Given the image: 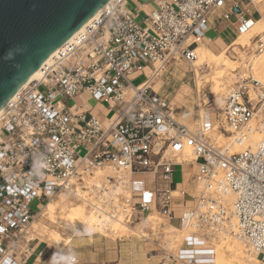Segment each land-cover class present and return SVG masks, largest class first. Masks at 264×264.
<instances>
[{"label":"built area","instance_id":"2783aa9c","mask_svg":"<svg viewBox=\"0 0 264 264\" xmlns=\"http://www.w3.org/2000/svg\"><path fill=\"white\" fill-rule=\"evenodd\" d=\"M253 2L141 0L130 8L129 0H112L47 63L0 113V264H27L39 215L31 202L45 205L61 193L87 202L101 221L150 240L145 225L173 217L177 163L196 165L199 194L188 220L179 218L186 222L180 244L159 246L157 264H215L218 232L240 240L264 264V128L238 152L217 146L202 127L178 122L168 95L148 83L155 65L193 61L217 25L236 38L248 33L253 15L260 16ZM255 44L261 52L264 40ZM134 71L146 72L138 85L129 78ZM81 93L107 105L109 115L99 119L76 105ZM219 109L215 130L248 140L254 121L264 125V83L240 79ZM133 174H152L154 187L132 189ZM63 264L84 263L67 253Z\"/></svg>","mask_w":264,"mask_h":264},{"label":"rangeland","instance_id":"374dc122","mask_svg":"<svg viewBox=\"0 0 264 264\" xmlns=\"http://www.w3.org/2000/svg\"><path fill=\"white\" fill-rule=\"evenodd\" d=\"M140 1L141 0H129V7L135 8ZM260 4H257L256 8L264 11V2H262L261 5ZM246 8L250 12H253L252 5H248ZM253 17L257 19L260 16L255 13ZM138 19L140 20V18ZM221 27L223 28V25H221ZM216 28H213L212 31L206 33V36L211 39L214 38V40H217L218 42L221 41L219 46L216 48L212 43H201L204 48H207L213 52L220 51L225 46L229 45L234 39H236V35L227 28L219 29L218 25ZM259 37L264 40V33L256 36L253 39L254 42ZM215 45L217 46L216 43ZM255 47L256 44L253 47L238 49L239 51L237 52H241L243 55L242 61L249 64L251 59L260 53V51L255 50ZM229 50L227 54L228 56L234 58V60L237 62V66L240 64L241 60H239L240 58H238V54L235 55V52L232 49ZM262 50H264V46ZM191 63L192 61L185 62L181 60L178 61L176 65H167L160 69L158 65H155L158 71L155 77L150 78L149 84H151L153 89L157 90L158 92L168 95V98L171 101V107L173 111L172 114L178 122L183 123L191 128H195L197 126L202 127L206 136L212 139L213 143H215L217 146L224 147L227 145V139L225 138L229 137L230 134L225 133L220 135V133L215 130L217 135H214L208 131L214 128L213 126L220 112L219 104L222 101L224 94H226L228 89L233 87L238 81H240V79H243L244 77H253L255 79L254 73L253 71L248 70V68L245 69L243 67H237L235 73H233L234 75L231 77V80L226 83L227 91L225 89L224 93L213 95L211 92L212 84L210 82H205L204 79L210 72L214 70V68L203 65L197 69H193ZM145 74L146 72L142 73L139 71H134L129 75V78L132 79L133 85H138L145 80ZM199 81L202 82V86L198 89L196 85ZM261 82L264 83L263 81ZM40 89L44 90L43 87H40ZM62 101L66 104H71L73 102L69 99H62ZM74 102L76 105L88 107L94 101L91 100L90 102H86L84 96L78 95L74 98ZM201 114L203 115V118L200 120ZM95 115L98 116L94 113V116ZM177 178V170H173L172 181L175 182ZM138 179L140 178L137 176L134 177V181ZM194 184L195 178L192 177V179H190L188 182L189 186L187 185L184 190L185 196L187 198L192 196L195 186ZM55 201H58V199H55ZM75 204L81 203H73V205ZM38 205H41L40 201L36 199L33 200L30 205L31 210L33 212L38 211L40 208ZM86 210H92L89 204L83 207L76 224V231H73L70 234L57 229L41 215H38L36 221L33 222L30 232L31 236L36 237L34 245H37L36 248L38 252L42 253L43 257L46 258L45 261L48 264H63L64 255L67 253H78L82 259L90 261V264H157L160 259L159 255L163 252L159 246L164 248H174L180 244L181 237L185 234V232H179L172 226H167L165 219L157 216L154 222L151 221L145 225V227H147L145 232L149 233L150 240L143 241L134 232V229L131 230L125 225L119 224L112 227L111 224H107L106 228L96 227L93 223V220H88L87 217L83 218L82 213H86ZM94 216H96L95 213ZM38 222L40 223V226L34 229V225H36ZM172 223L179 224V222L175 219L172 220ZM42 226H45L46 229ZM52 230L58 231L62 238L53 239L49 233ZM194 230V228L189 227L186 231L188 232ZM227 238L228 240L236 239L231 235H227ZM219 240L220 238H215V246H217ZM222 248L224 249V247ZM245 249L246 250L244 253L246 256H248L250 252L247 250L246 246ZM98 258L105 262H93ZM114 259H116L115 262L112 261ZM238 262L243 264L245 259L243 257H239ZM215 264H222L217 258L216 253Z\"/></svg>","mask_w":264,"mask_h":264},{"label":"water","instance_id":"95a60500","mask_svg":"<svg viewBox=\"0 0 264 264\" xmlns=\"http://www.w3.org/2000/svg\"><path fill=\"white\" fill-rule=\"evenodd\" d=\"M107 0H0V113Z\"/></svg>","mask_w":264,"mask_h":264},{"label":"bare ground","instance_id":"6f19581e","mask_svg":"<svg viewBox=\"0 0 264 264\" xmlns=\"http://www.w3.org/2000/svg\"><path fill=\"white\" fill-rule=\"evenodd\" d=\"M111 1L112 0H107L86 21V23H84L57 50V52L53 55V57L50 59V61L66 45L71 43L76 38V36L82 30H84V28L86 26H88L96 17H98L100 12ZM262 2H264V0H254V2H253L254 7L256 8V5L260 4V3L262 4ZM258 12L260 13V17L255 20V23H254L253 27L251 28V30L244 35L238 36L229 45L225 46L220 51L213 52L207 48H204L201 43L195 48V58L191 63L193 66V69H197L203 65H207L208 67L214 68V70L212 72H210L204 79L205 82H210L212 84L211 92L213 93V95H219V94L224 93V91L226 89V83H228L231 80V77H232V75H234L233 73H235L237 67L238 68L243 67L245 69L248 68V70L253 71L255 79L257 78V80L264 82V50H261V52L259 54L255 55L251 59L249 64L242 61L243 60L242 53L237 52V51H239L238 49L253 47L255 45V42L253 39L256 36L264 33V11L258 9ZM229 49H232L235 52V55L238 54V58H240L239 60H241L240 64H238L237 66H236L237 62L234 60V58L228 56V54H227ZM229 53H230V50H229ZM249 59H250V57H249ZM40 74H41V72H40ZM40 74L35 79L39 78ZM196 86L199 89L202 86V82L201 81L197 82ZM226 91H227V89H226ZM202 118H203V115L201 114L200 120ZM251 127H252V129H248L245 132L247 137H249L248 140H243V141L241 139L240 140H234L232 136H229V137L225 138V139H227L226 140V144H227L226 147L231 149V151H233V152H238L246 146L247 142L256 141L260 137L259 129H263L264 125H261L259 121H254L252 123ZM208 132L209 133L211 132L214 135H217L215 133V128L210 129ZM220 135H223V134H220ZM218 139H221V138H218ZM188 158H191V156L189 155ZM97 175H100V173H97ZM187 185H188V183H187ZM55 199H58V201H55ZM229 199H232V197L229 196ZM76 202L81 203V204L73 205V203H76ZM85 205H87V202L81 201L77 198H73V197L71 198L69 194L61 193V194H58L55 198L48 201L45 205H38V206H40V208L38 209L37 212L42 217H45V219H47L57 229L65 232V233L70 234L73 231H76V224L78 222V219H79V216L82 212V209ZM82 214H83V218L87 217L88 220L89 219L93 220V223L98 228H106L107 224H111L112 227L117 226L119 224L123 225L120 222H116V221L103 222L98 217L94 216L93 210H91V211L86 210V213H82ZM39 226H40V223L38 222L36 225H34V229H36ZM42 227L45 228V226H42ZM172 231H174V230H172ZM49 233L53 239L62 238L61 234L58 231L52 230ZM216 237L220 238L219 243L216 246V256L221 261L222 264H241L240 262H238L239 257H241V258L243 257L245 259V262H243V264H261V259L259 257H257L256 255L249 253V255L246 256V254L244 253L246 250L245 245L240 240H238V239L228 240L227 235L222 234L220 232H218L216 234ZM222 247H224V249Z\"/></svg>","mask_w":264,"mask_h":264},{"label":"crops","instance_id":"0c3cea01","mask_svg":"<svg viewBox=\"0 0 264 264\" xmlns=\"http://www.w3.org/2000/svg\"><path fill=\"white\" fill-rule=\"evenodd\" d=\"M258 10V9H257ZM212 30H209V32ZM208 44L212 43L216 48L219 46V43L217 40H214L210 38V41H205ZM204 42V43H205ZM217 44V46L215 45ZM80 96H84L86 102H90L91 99L87 93H81ZM94 101V100H93ZM80 106V105H79ZM83 109H86L90 111L91 114L95 115V117H99L100 119H104L109 115L108 107L104 103L96 102L94 101L92 104H90L88 107L81 106ZM177 170L178 178L175 182L171 181V187L173 189V200H172V212L173 217L165 219L166 225L172 226L178 231L185 229L186 222H181L180 217H184L185 221L188 220L190 217V211L191 208L195 205L196 198L199 194V187L196 184L193 190V194L191 197L187 198L185 196L184 190L187 186V183L190 181L192 177L195 178V172H196V165L195 164H188V163H177L174 167V171ZM137 176L138 180L134 181V177ZM155 185V179L152 174H133L131 177V186L134 190L139 189H152ZM182 192V193H181ZM175 219L179 222V224H173L172 220ZM74 238V237H73ZM37 245L35 244L33 247V251L31 253V256L29 257L27 264H48L45 260L46 258L43 257L41 252H38ZM153 252V251H151ZM75 255L79 262L84 264H90V261L82 259L78 253H71ZM113 262L116 261V259L112 260ZM93 262H105L101 259H96ZM114 264H120V263H114Z\"/></svg>","mask_w":264,"mask_h":264}]
</instances>
